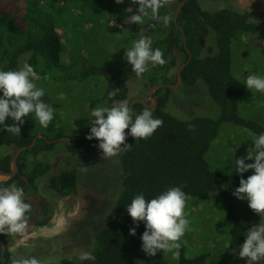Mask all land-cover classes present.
<instances>
[{"label": "trees", "instance_id": "16d2710c", "mask_svg": "<svg viewBox=\"0 0 264 264\" xmlns=\"http://www.w3.org/2000/svg\"><path fill=\"white\" fill-rule=\"evenodd\" d=\"M180 1L182 0H170L169 4L160 9L161 15L172 17L171 23L165 27L162 23L151 21L149 17L144 18L143 25L128 23L127 18L135 14L138 8V4H132L131 0H123L120 4L115 0H0V11L3 9L0 12V70L19 69L20 55L28 54L27 63L33 66L37 74L33 82L44 89L42 99L54 109L59 103L50 96H55L57 92L70 93V83H82L86 79L101 77L105 81V85L98 81L97 86H100L101 97L106 100L108 107L114 101L125 100L131 84L138 87L141 83L143 89H148L157 82L174 83L176 74L169 78L166 73L188 58L183 35L173 22L174 11ZM201 1L184 0L177 17V23L186 35V45L192 54L182 70V79L183 85L192 87L191 90L200 85L199 81L205 83L208 96L220 107L217 118L206 116L205 106L201 104L203 107L196 108L192 117L177 119L165 109L172 89L160 88L154 93L158 105L152 112L154 118L163 121V126L148 139L135 140L129 135L126 142L131 144L130 151L102 158V150L97 146L99 141L95 138L88 140L84 136L89 134L90 129L75 135V139L59 140L63 132L57 130L59 126L56 125L54 115L46 129L55 131L52 139L57 141L49 143L45 138H38L33 147L20 153L17 159L19 174L27 177L29 188H33L34 192L37 191L38 180L48 174V187L59 196L77 193L79 182L83 179L87 180L84 189L91 196L90 205L80 219L84 218L87 225L91 226L90 240L76 245L71 239H66L62 243L64 249L61 250L57 248H61V244L52 246L51 242L55 239L44 241L46 252H40L39 255L46 258L47 264H168L163 259L162 252L148 256L142 250L140 237L145 225L143 222H139L138 226L133 224L126 206L137 193L143 192L146 200H150L173 186L181 187L190 197L219 201L224 217L217 222V230L227 228L236 245L243 243L247 228L238 220L232 194L239 186L241 176L246 179L253 170L229 177L225 173L211 171L204 154L216 137L222 121L247 127L256 134L264 132L263 125L238 116L237 101L244 95L246 87L231 74V43L238 35L247 34L249 43H256L258 48L264 49V9L257 12L240 11L221 3L215 10H206L200 4ZM223 6L225 8L218 9ZM78 7L86 12L109 14L108 18L114 16L116 26L108 27L116 32L107 36L106 43H112L115 49L125 51L132 46L136 36L143 34L152 39L153 49H162L163 58L167 62L162 66L150 65L149 71L137 77L128 62L126 66L118 68L100 66L89 61L80 50L78 52L74 38L70 42L69 61L65 62L62 59V37L57 28L65 21V16ZM128 8L132 11H127ZM211 30L214 32L209 34ZM122 37L128 40L126 48ZM113 89L119 91L109 98L108 92ZM144 108L143 104L134 103L133 118ZM32 115L24 118L19 136L8 133L0 125V146L5 145L8 150L11 149L0 156V170L8 171L14 149L30 144L35 136L36 132L30 127ZM6 123L11 124L12 119L6 118ZM189 125H195V131H190ZM55 148H59V151L54 154L60 153L62 159L69 154L76 158L78 156L77 167L52 168L48 159L37 158L38 153ZM91 165L98 172V185L90 171H82L84 166L89 168ZM111 182L114 183L113 187H110ZM11 184L17 186L25 182L20 176H15L0 183V187ZM95 187L101 192L100 204L96 198L97 193L93 191ZM113 188L116 193H110ZM25 202L30 203L29 200ZM32 212L33 205L31 212L27 213L29 218ZM47 217L37 220L35 224H46ZM133 227L136 229L134 236L129 234V229ZM7 237L8 235L0 233V239L7 246L3 256L4 263L11 264L16 253L8 249ZM81 250L92 251L96 260L80 261L77 256ZM179 252L176 264H220L217 261L206 263L207 253L188 258L183 247H180ZM58 253L62 254L58 256Z\"/></svg>", "mask_w": 264, "mask_h": 264}, {"label": "rangeland", "instance_id": "374dc122", "mask_svg": "<svg viewBox=\"0 0 264 264\" xmlns=\"http://www.w3.org/2000/svg\"><path fill=\"white\" fill-rule=\"evenodd\" d=\"M202 1L200 2L202 7L204 9L210 8V10H215L214 8H217V5H221V3L240 11L257 12L264 9V0ZM220 8L225 7H219L218 9ZM108 16L109 14H100L99 11L86 12V10L80 7L76 8V10H71L65 16V21L57 28L58 33L61 34L63 43L62 59L65 62L69 61L70 42L74 38L78 52L80 50L81 54L89 61L92 60L100 66L118 68L126 66L125 51L115 49L112 43H106L107 36H111L110 34L113 31L116 32L115 29L108 27L116 26L113 19L114 16L111 15V18H108ZM256 17L254 16V18ZM252 21L256 20L252 19ZM213 32L211 30L209 34ZM139 38L136 36L135 39ZM248 39L249 36L247 34H241L233 39L231 43V74L243 84L245 83L248 70L264 76V49L258 48L256 43H249ZM122 42L125 43L124 47L126 48L128 40L122 37ZM27 60L28 54L20 55L19 68ZM177 68L169 69L166 76L169 78L173 77L176 74ZM98 81H101L105 85V81L101 77L91 78L86 79L82 83H70V93L57 92L54 94L55 96H50V98L59 103L54 115H56V125L59 126L57 130L63 132L62 137H74L75 135L87 132L91 126L89 118L92 108L108 107L106 100L101 97V88L97 86ZM198 83L200 85L194 90H191L192 87L190 86L183 85V82L178 88L172 89L165 106L166 111L177 119L186 120L192 117L191 114L196 108L199 109L203 107L201 104H204L205 115L217 118L220 114L219 105L208 96L205 83L202 81ZM146 92L147 89H143L141 83H139L138 87L135 84H131L125 100L130 101L134 97H145ZM118 102L120 101H114L112 105ZM237 114L240 117L251 119L264 126V93L246 88L244 95L237 101ZM30 127L36 132L35 136L40 133L47 140H52V134L55 133V131L50 132L46 128L41 127L35 119L34 114L31 118ZM253 134L256 133L247 127L222 121L219 124L216 137L210 142L204 154V159L209 169L225 173L229 177H234L237 174L235 171V159L246 156L248 149L254 146L251 141ZM7 150V146L1 145L0 156L5 154ZM8 151H11V149ZM58 151L59 148H55L51 151L38 153L37 158L48 159L52 164V168L77 167L78 156L76 158L74 155L69 154L62 159L60 153L54 154ZM64 154L63 152L62 155L64 156ZM245 162L251 163L253 161L246 160ZM88 171L94 175L95 184L98 185L99 178H97L98 172L95 170V166L94 169L93 165L89 166ZM46 177H48V174L38 180L37 193L47 200V202H50L52 206L49 214L46 215L48 216L47 223L43 225L29 223L23 235L7 237L9 243L8 249L13 251L14 254L16 253V256L13 255V259L19 258L21 255H28L34 256L43 261L44 264H47L45 262L46 258H42L39 255L40 252H46L44 251L46 249L44 241L55 239L51 242L52 246L61 244V248L57 247L61 250L62 248L64 249L62 243L66 239H71L76 245H79L82 241L90 240L91 226L87 225V221L84 218L80 220L90 205L91 196L84 189L87 180H80L77 193L69 196H59L48 187ZM113 186L114 183L111 182L110 187ZM93 191L97 193L98 196L96 198L100 204L102 196H100L101 192L99 188L95 187ZM114 192L115 189L113 188L110 193ZM232 197L238 220L247 230L255 224L264 223V219H261L258 214L249 208L246 199H237L233 194ZM185 212L190 224L185 235L180 240V245L183 247L186 257L192 258L201 253H207L206 263L217 261L220 264H246V259L240 258L238 255L240 245L234 243L227 228L221 231L216 228L217 222L224 217V212L220 207L219 201L214 199L201 200L191 197L186 202ZM74 244L72 243L71 245ZM174 251H178L180 255V248ZM52 254L57 255V253ZM61 254L58 253V256ZM179 255L175 257L173 252H162V257L168 264H176ZM254 264H264V259L254 262Z\"/></svg>", "mask_w": 264, "mask_h": 264}, {"label": "clouds", "instance_id": "9594fccd", "mask_svg": "<svg viewBox=\"0 0 264 264\" xmlns=\"http://www.w3.org/2000/svg\"><path fill=\"white\" fill-rule=\"evenodd\" d=\"M117 4L123 0H115ZM138 4L135 14L127 18L128 23L143 25L145 17L151 21L162 23L167 27L172 17L161 15L160 9L170 3V0H131ZM131 12L132 9L128 8ZM150 13V15H149ZM155 27V24L152 25ZM152 39L141 35L130 48L125 49L124 58L132 66L137 77L149 71V66H162L167 61L163 58L162 49L152 48ZM36 72L32 65L24 62L17 70H0V125L12 135L19 136L24 124V118L34 114L40 126L47 128L54 118L55 109L44 102V89L37 87L33 80ZM245 87L264 93V76L248 70L245 78ZM119 89L108 92L109 98L116 95ZM133 109L127 100L120 101L110 107H94L90 113V132L86 139L93 138L99 141L98 148L102 150V158H111L131 150L127 143L130 135L135 140L148 139L155 131L163 126V121L153 117L152 108L146 106L140 114L133 118ZM12 119L11 124L6 118ZM190 131H195V125H189ZM128 130L127 132L125 130ZM253 147L249 148L246 156L235 159V171L238 174L253 173L246 179L241 176L239 186L234 189L233 195L237 199L248 202L249 208L261 219H264V132L253 134ZM246 160L253 162L246 163ZM88 166L82 171L87 172ZM0 183H3L0 178ZM191 197L181 187H169L155 198L146 200L144 193H137L126 206L127 213L133 224L143 222L145 230L141 235L142 250L148 256H155L157 252H173L178 257L181 238L189 228L190 221L186 218V202ZM24 190L16 185L0 187V233L8 236L23 235L29 225V216L32 205L25 202ZM130 235L136 234L135 227L129 229ZM238 255L246 259V264H254L264 259V223L253 225L247 230L243 243L239 246ZM77 258L80 261H95L92 251L81 250ZM11 264H44L34 256L14 258Z\"/></svg>", "mask_w": 264, "mask_h": 264}, {"label": "water", "instance_id": "95a60500", "mask_svg": "<svg viewBox=\"0 0 264 264\" xmlns=\"http://www.w3.org/2000/svg\"><path fill=\"white\" fill-rule=\"evenodd\" d=\"M184 3V0L180 1L174 11V15H173V22L174 24L176 25V27L181 31L182 35H183V43H184V46H185V49L186 51L188 52V58L185 62L181 63L178 68H177V71H176V80L174 83H167V82H157L153 85H151L148 89H147V92H146V96L145 97H134L133 99L130 100V107L132 108L133 104L134 103H141L143 104L145 107L148 106V107H151L152 110L155 109L158 105V101H157V98L156 96H154V93L157 89H160V88H171V89H176L178 88L182 82H183V79H182V70L184 69V67L186 66V64L190 61V58L192 56L190 50L188 49L187 45H186V35L182 29V27L180 25H178L177 23V17H178V14L182 8V5ZM87 135V134H86ZM84 135V136H86ZM38 138H45L42 134H38L37 136H34L32 141L30 142V144L28 145H23V146H18L14 149L12 155H11V159H10V169L8 171H4V170H0V178H2L3 182L7 181V180H10L12 178L15 177L16 174H18L19 172V167H18V163H17V159L20 155V153L24 150H27V149H30L31 147H33V145L35 144L36 140ZM77 138V136L75 137H61L59 138V140H62V139H66V140H70V139H75ZM46 139V138H45ZM47 140V139H46ZM49 143L51 142H55L57 141L56 139H52V140H47ZM21 177L22 180L25 181V183L27 184L28 183V179L26 176L24 175H19ZM36 197L42 199V197L39 195V194H35ZM31 221L29 220V223ZM0 248H1V261L3 262V256L5 254V251L7 249V246H6V243L0 239ZM4 264V263H3Z\"/></svg>", "mask_w": 264, "mask_h": 264}, {"label": "flooded vegetation", "instance_id": "af4514ba", "mask_svg": "<svg viewBox=\"0 0 264 264\" xmlns=\"http://www.w3.org/2000/svg\"><path fill=\"white\" fill-rule=\"evenodd\" d=\"M19 175L20 174L18 172V174H16L15 176H19ZM17 187H20L24 190L26 200H29L31 205H33L34 212H32V215L30 216L31 217L29 219L31 221L30 223H35L37 220H41L44 217H46V215L48 214L49 210L52 207L50 202H47V200H45L43 198L40 199V198L36 197L35 194L37 193V191L34 192L33 188L32 189L29 188V183H27V184L25 183L23 185L17 184ZM0 260H1V255H0ZM3 263H4V261L2 262V264Z\"/></svg>", "mask_w": 264, "mask_h": 264}]
</instances>
